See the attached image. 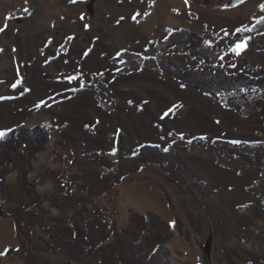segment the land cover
I'll return each mask as SVG.
<instances>
[{"label": "rangeland", "instance_id": "1", "mask_svg": "<svg viewBox=\"0 0 264 264\" xmlns=\"http://www.w3.org/2000/svg\"><path fill=\"white\" fill-rule=\"evenodd\" d=\"M232 1L0 0V142L18 126L50 130L32 173L47 209L68 172L85 165L121 179L119 230L106 244L123 233L162 264H264V90L212 96L144 64L131 71L122 57L127 50L176 69L264 75V0ZM183 28L221 47L220 63L167 42ZM143 144L175 148L189 185L158 163L140 165ZM95 152L105 160L90 162ZM21 200L12 172L0 180V264H27ZM48 228L33 231L38 264H85L54 248ZM109 245L92 251L95 264L110 260Z\"/></svg>", "mask_w": 264, "mask_h": 264}, {"label": "trees", "instance_id": "2", "mask_svg": "<svg viewBox=\"0 0 264 264\" xmlns=\"http://www.w3.org/2000/svg\"><path fill=\"white\" fill-rule=\"evenodd\" d=\"M237 38L235 40L239 41ZM167 42L177 44L182 42L180 44L185 47V52L190 56L212 64L220 63L223 55V49L212 45L207 34L187 28L176 32V37L170 34ZM158 51H161L162 55L165 52L160 46ZM126 54H128L126 67L131 71L138 70L144 64L150 69L164 72L212 96L218 95L219 92L246 88L264 90V75H253L247 72L229 73L198 66L176 69L168 65L164 57L162 59H158L155 55L143 57L127 50L123 51L122 57ZM49 135L50 130L42 124H37L33 128L18 126L0 142V180L5 182L8 175L16 172L22 189L21 213L17 218L18 228L22 231L19 233L23 241L22 250L27 264H38L32 252L33 231L36 226H41L45 230L49 226L48 241L54 248L75 256L82 263L95 264L97 259L90 258L92 251L99 250L101 247V250L105 251L109 245L106 243L119 230L116 217L118 195L114 187L121 179H113L108 174L102 176L96 169L90 170L85 165L80 166L78 171L68 172L67 178L62 179L64 184L62 190L55 196V201L52 202L54 207L47 209L45 197L40 189L43 180L41 177L33 178L32 173L36 152L43 149ZM173 151L176 153L175 148L161 150L159 146L143 144L138 148L137 157L140 165L146 162L158 163L169 170L171 177L189 185L190 182L184 180L185 176L184 178L182 176L179 162H174L172 159L175 155ZM88 159L90 162L105 160L104 156H100L98 152L92 153ZM107 182L110 185L106 184ZM98 197L106 198L109 203H99ZM56 208L58 215L55 216L50 211ZM120 237L118 244L114 240L115 248L109 245L110 260L104 259L105 261L101 264H162L160 257L156 254L149 259L142 255L139 245L128 235L121 233Z\"/></svg>", "mask_w": 264, "mask_h": 264}, {"label": "snow or ice", "instance_id": "3", "mask_svg": "<svg viewBox=\"0 0 264 264\" xmlns=\"http://www.w3.org/2000/svg\"><path fill=\"white\" fill-rule=\"evenodd\" d=\"M261 8H262V10H264V5H261ZM245 47H246V43H241V44L236 45V47L233 49V51L237 55H239ZM0 137H3V133H0Z\"/></svg>", "mask_w": 264, "mask_h": 264}, {"label": "water", "instance_id": "4", "mask_svg": "<svg viewBox=\"0 0 264 264\" xmlns=\"http://www.w3.org/2000/svg\"><path fill=\"white\" fill-rule=\"evenodd\" d=\"M243 1H245V0H233L232 3L238 4V3L243 2Z\"/></svg>", "mask_w": 264, "mask_h": 264}]
</instances>
